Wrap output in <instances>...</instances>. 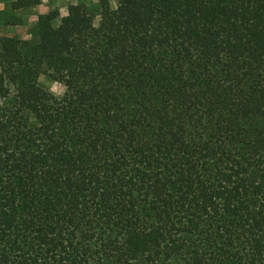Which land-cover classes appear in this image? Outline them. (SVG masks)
Masks as SVG:
<instances>
[{"label":"trees","instance_id":"obj_1","mask_svg":"<svg viewBox=\"0 0 264 264\" xmlns=\"http://www.w3.org/2000/svg\"><path fill=\"white\" fill-rule=\"evenodd\" d=\"M115 2L0 35V264H264V0Z\"/></svg>","mask_w":264,"mask_h":264},{"label":"rangeland","instance_id":"obj_2","mask_svg":"<svg viewBox=\"0 0 264 264\" xmlns=\"http://www.w3.org/2000/svg\"><path fill=\"white\" fill-rule=\"evenodd\" d=\"M77 1L78 0H42L40 5L35 6L30 11L25 13H23V11L18 12V14L23 17V23L18 25L13 19L4 17L3 10L6 4L0 0V35L28 39L31 37L28 30L33 23H36L43 16L55 11L65 16L68 13V6ZM111 1L113 5L116 6L115 0ZM41 81L56 96L61 97L65 93L66 88L63 84L51 81L44 75L41 77Z\"/></svg>","mask_w":264,"mask_h":264}]
</instances>
